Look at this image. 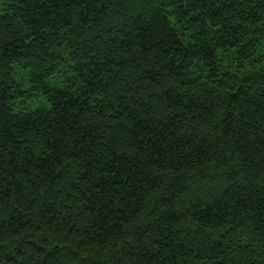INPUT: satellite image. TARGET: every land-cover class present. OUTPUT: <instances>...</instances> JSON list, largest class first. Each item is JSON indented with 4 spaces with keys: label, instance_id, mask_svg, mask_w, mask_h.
<instances>
[{
    "label": "trees",
    "instance_id": "obj_1",
    "mask_svg": "<svg viewBox=\"0 0 264 264\" xmlns=\"http://www.w3.org/2000/svg\"><path fill=\"white\" fill-rule=\"evenodd\" d=\"M0 264H264V0H0Z\"/></svg>",
    "mask_w": 264,
    "mask_h": 264
},
{
    "label": "rangeland",
    "instance_id": "obj_2",
    "mask_svg": "<svg viewBox=\"0 0 264 264\" xmlns=\"http://www.w3.org/2000/svg\"><path fill=\"white\" fill-rule=\"evenodd\" d=\"M22 75H23L22 74V71L19 70V69H17L16 70V76H17L18 80L22 81L24 79V77ZM27 87H29L28 84H27ZM44 101L45 100L43 99L42 96H36V95H34V96L28 98V102L30 104H33L34 106H36L38 104H43V103H45Z\"/></svg>",
    "mask_w": 264,
    "mask_h": 264
}]
</instances>
